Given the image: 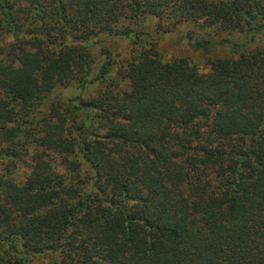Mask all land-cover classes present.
Segmentation results:
<instances>
[{
    "label": "trees",
    "instance_id": "trees-1",
    "mask_svg": "<svg viewBox=\"0 0 264 264\" xmlns=\"http://www.w3.org/2000/svg\"><path fill=\"white\" fill-rule=\"evenodd\" d=\"M166 23L242 38L203 72ZM262 33L264 0H0V264H264Z\"/></svg>",
    "mask_w": 264,
    "mask_h": 264
},
{
    "label": "rangeland",
    "instance_id": "rangeland-1",
    "mask_svg": "<svg viewBox=\"0 0 264 264\" xmlns=\"http://www.w3.org/2000/svg\"><path fill=\"white\" fill-rule=\"evenodd\" d=\"M150 21V20H149ZM148 21V22H149ZM157 22H151L149 25L152 27V34L155 30L158 29ZM165 26L167 32L162 33L157 30L159 33L153 35L156 38V48L163 59L171 58H185L194 65H196L201 71L206 72L208 70L207 63L214 58H224L231 57L233 54L229 48V45L224 43L223 40L238 41L242 37L235 33H220L213 29H203L194 24H167ZM149 32L151 29L147 28ZM146 38H144V41ZM201 41H210L213 43L211 46H198L196 43ZM100 47L108 50L110 56L114 61V66L111 71V78L117 81L116 70L122 64V61L129 57L131 52V44L122 38H112V37H103L101 38L100 43H97L94 47L96 53V60L98 61L95 64V69L100 67L104 61V57L99 54ZM254 47L264 49V33L259 35L256 39V42L253 46L248 47L252 49ZM105 84L100 85H91L87 87L86 91L82 93L84 98H89L98 92V90L103 89ZM79 94V90H76L72 86L59 87L56 89L53 98L56 99H66L73 97ZM24 175V174H23ZM35 264H48V260L44 257H40Z\"/></svg>",
    "mask_w": 264,
    "mask_h": 264
}]
</instances>
